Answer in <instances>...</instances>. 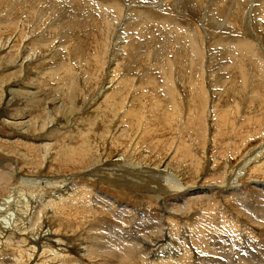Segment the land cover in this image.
Returning <instances> with one entry per match:
<instances>
[{"label": "rangeland", "instance_id": "obj_1", "mask_svg": "<svg viewBox=\"0 0 264 264\" xmlns=\"http://www.w3.org/2000/svg\"><path fill=\"white\" fill-rule=\"evenodd\" d=\"M16 35L19 37L13 42L10 54L0 50V57L7 54L0 62V74L7 76L3 78L7 81L17 77L19 87L15 91L22 90L21 85H31L41 97L33 108L29 104L32 101L18 92L4 110L5 93L0 91V115L20 116L24 119L21 121L32 125L29 129L28 125L12 127L5 124L3 116L0 118V163L19 172L11 183L20 189L21 198L24 194L37 201L48 200L46 196L55 191L46 187L60 182H64V188H70V196L79 198L82 193V199L67 206L63 214L52 206L42 211L40 206L29 207L32 217L44 216L51 230L68 237L69 247L79 249L78 263L64 264H123L124 254L109 243L107 226L155 241L160 235L159 227L172 228L167 235L168 246L172 244L176 259L182 254L188 256L185 264L198 261V264H249V261L264 264V164L256 167L264 157V68L261 61L249 58L250 42L255 54L264 58V0H0V48ZM193 38L196 49L190 43ZM241 45L248 48L242 51L244 54L240 52ZM30 52L35 55L28 62ZM20 54L26 57L20 68L22 77L8 76L14 72L9 63ZM2 66L6 68L1 69ZM109 84L120 90L113 96L114 103L118 99L128 108L134 101L144 102L143 108L137 105L135 112L144 113L139 124L141 131L146 128V144L138 142L134 153L128 147L135 132L128 136L124 123L120 126L117 121L123 116L124 108L117 109L120 115H111L99 94ZM171 101L176 102L171 118L159 119L160 111H168L174 105ZM94 114L102 116L95 127L86 118ZM65 119H70V124ZM35 124H42L44 129L36 128ZM124 130L126 139L118 136L116 144L111 146V136ZM83 139L93 144L95 156L103 158L102 164L89 167L87 156L83 157L85 160L79 158L82 153L77 147ZM102 139L106 142L101 143ZM46 144L50 145L46 149L51 153L49 162L42 156ZM150 144H157V152L150 150ZM70 146L76 147L73 152L76 156L55 162L56 151L62 148L68 152ZM176 146L180 148L179 154L174 150ZM118 155L123 156V161L114 162ZM164 164L176 169L179 166L181 171L175 175H180L192 192L202 188L207 198L214 194L220 207L211 205L207 210L206 205L191 202V212L187 214L182 209L186 198L182 199L181 193L160 195L163 197L160 200L141 185L135 186L134 181L140 183L151 176L155 179L156 175L148 171ZM108 169L118 174L127 172L126 178L131 177L129 183L123 179L122 182L110 180L108 175L113 174ZM20 178L36 180L40 185L21 187ZM220 186L224 187L214 189ZM11 192L8 187L3 191L0 187V199ZM104 195L115 201L113 210L104 206L107 202L103 201ZM89 199L95 207L87 203ZM220 213L232 217L228 218L234 227L225 225ZM193 233L196 234L192 241ZM88 237H98V243L105 247L101 249L103 253L98 254L93 246L88 248V254L84 253ZM7 248L9 254L14 246ZM155 250L152 247L151 255L148 254L147 260L152 257L150 264L154 255L161 256L160 249ZM6 257L7 264L15 260L14 256ZM141 262L136 260L133 264Z\"/></svg>", "mask_w": 264, "mask_h": 264}, {"label": "bare ground", "instance_id": "obj_2", "mask_svg": "<svg viewBox=\"0 0 264 264\" xmlns=\"http://www.w3.org/2000/svg\"><path fill=\"white\" fill-rule=\"evenodd\" d=\"M212 3V2H211ZM239 6L241 4H238ZM109 6V5H108ZM111 7V6H110ZM118 9V7L116 8V10ZM142 15V14H141ZM149 15V14H148ZM249 17V16H248ZM114 17H112L113 19ZM252 18V17H251ZM148 19V17H147ZM250 19V18H249ZM110 22V21H109ZM144 23V22H143ZM165 23V22H164ZM179 25V24H178ZM113 26V25H112ZM15 29V27H14ZM189 32V31H188ZM15 33V32H13ZM16 34V33H15ZM19 35V33H18ZM19 36L16 35L13 36L12 38H10L7 42H6V45L3 47V48H0V50L2 49V51L6 50L7 51V54H10L12 52V48H13V42L15 41L16 38H18ZM185 40V39H184ZM250 40V39H249ZM253 42H256L255 40H253ZM190 43L192 46L195 47V41H194V38L193 39H190ZM258 43V41H257ZM256 43V44H257ZM221 44V43H220ZM238 45V44H237ZM242 48L239 46V49H240V52L242 54H244L242 51L244 49H248L246 45H241ZM264 47V46H263ZM25 49V48H24ZM34 48H31V50H33ZM196 49V47H195ZM111 50V49H110ZM22 51V50H21ZM24 51V50H23ZM1 52V51H0ZM2 53V52H1ZM193 53V52H192ZM240 53V56H242V54ZM6 54V56H7ZM30 56H29V60L28 62L32 61L34 59V53H31L30 52ZM6 56L4 57H0V62L2 61V59H6ZM24 56L22 54L16 56L14 59V62H10V67L12 69H14L12 73L8 74V76H13L15 78V74H17L18 76H21L22 77V70L20 69L21 67H23L22 63L23 61H25V58H23ZM254 58L255 61H258V63L261 61L262 62V66L264 68V58L259 56V55H256L255 54V49H254V45L253 43L251 44V42L249 43V58ZM28 58V57H27ZM94 58V57H93ZM12 59V58H11ZM24 59V60H22ZM22 60V61H21ZM5 64V63H4ZM3 64V65H4ZM30 64V63H29ZM113 65V64H112ZM3 68L1 69H4L6 67L2 66ZM60 67V66H59ZM115 67V65H114ZM62 68V67H61ZM65 68V67H64ZM116 68V67H115ZM68 69V68H67ZM113 69V68H112ZM102 70V69H101ZM2 71V70H1ZM0 71V72H1ZM4 71V70H3ZM47 71V70H46ZM62 71V70H61ZM65 71V70H63ZM62 71V73H63ZM115 71V70H114ZM240 71H242V69H240ZM3 73V72H2ZM26 74V73H24ZM48 74H51V73H48ZM61 74V73H60ZM112 74V72H111ZM40 77H41V74L39 73ZM56 75V74H55ZM58 76V75H56ZM68 76V75H67ZM66 76V77H67ZM166 76V74L164 73V77ZM4 74H0V91L5 93L4 94V98L5 100H3L4 103V110H6L5 108H8L11 104H12V101H14V99H12L18 92L21 94L20 96L22 97L25 96V98H28L32 101L29 102V104H31V106L34 108L36 105V99L40 98L41 95L35 91L37 90L35 87L31 86V85H28V86H24V85H21V89H17L18 91H15L14 89L17 87H19V83L17 82L16 78L13 79V81H7V80H4ZM7 78V76L5 77ZM63 78V77H62ZM70 78V77H69ZM19 79V78H18ZM21 79V78H20ZM24 79V78H23ZM22 79V81H23ZM26 79V78H25ZM24 79V80H25ZM36 79V78H35ZM34 79V80H35ZM58 79V78H57ZM64 79V78H63ZM76 79V78H75ZM60 80V79H59ZM58 80V81H59ZM62 80V79H61ZM68 80V79H67ZM69 80H72L71 78ZM74 82V80H72ZM71 81V82H72ZM10 82H12L10 84ZM62 82V81H61ZM110 83L111 82V79L109 80ZM36 83V82H35ZM70 83V81L68 82ZM123 83V82H122ZM124 84V83H123ZM127 84V82H126ZM27 85V84H26ZM70 85V84H69ZM74 85V84H72ZM108 85V84H107ZM110 85V84H109ZM125 85V84H124ZM112 85H110L111 87ZM107 88L103 87L101 90H100V95L102 98H104L103 100L105 101H102L104 102L105 104V110H107L108 113H110L111 115H120L119 111L117 110L119 107H120V110H122L123 108V116H119V119L117 120L118 121V124L121 126V124L124 123L125 127H126V130L129 131L128 133V136L135 132L134 133V136L132 137L131 135V139H130V143H129V147L130 148V151L131 153H134L136 150L135 148L137 149V145L139 144L138 142L140 143H143V144H146L144 143L146 141V128H144L143 131L140 130V124L139 122L142 121V116H143V112H139V115L135 112V109H136V106H140L143 108V104L144 102H142L141 100H138V102L134 101L132 106H129L128 108H125L123 107L122 105H125L124 103L120 102V100L118 99H115V102L114 103V100H113V96L114 94L116 93H120V90L119 88H116L114 89V87H108L106 86ZM120 87V86H119ZM124 87V86H123ZM126 87V86H125ZM29 90H34V91H29ZM73 91V90H72ZM77 91V90H76ZM124 91V90H123ZM0 92V93H1ZM40 92V91H39ZM18 93V94H19ZM110 93V94H109ZM109 94V95H108ZM3 98V99H4ZM15 98V97H14ZM65 98V97H64ZM77 98V96H76ZM12 99V101H11ZM19 99V98H18ZM23 100V99H22ZM40 100V99H39ZM38 100V101H39ZM74 100V99H73ZM99 100V99H98ZM102 100V99H101ZM122 100V99H121ZM18 101V100H17ZM173 101V100H172ZM169 102L171 104H174L172 105L170 108H169V112L165 109V111H160L159 114L160 117L159 119L161 120H169V118H171V110L174 112L175 111V106H176V102ZM61 102V101H60ZM73 102V101H72ZM43 103V102H42ZM49 103V102H48ZM48 103H44V104H48ZM126 103V102H125ZM137 103V104H136ZM103 104V103H102ZM116 104V106H115ZM16 106V105H15ZM39 106V105H38ZM56 106V105H55ZM76 106V105H75ZM78 106V105H77ZM101 106V105H100ZM127 106V104H126ZM152 106V104H151ZM155 106H157L155 104ZM27 107V106H26ZM95 107V106H94ZM93 107V108H94ZM98 107V105H97ZM154 107V106H152ZM180 107V105H179ZM178 107V109H179ZM56 108V107H54ZM74 108V107H73ZM157 108H161L160 106L157 107ZM181 108V107H180ZM18 109V108H17ZM75 109V108H74ZM78 109V108H77ZM81 109V107L79 108ZM100 109V108H99ZM36 110V109H35ZM38 110V109H37ZM104 110V111H105ZM14 111V109H13ZM48 111V110H47ZM68 111V110H67ZM76 111V110H75ZM82 111V110H80ZM93 111V109L91 110ZM148 111V110H147ZM179 111V110H178ZM66 112V111H65ZM71 112V111H70ZM78 112V111H76ZM94 112V111H93ZM100 112V111H99ZM4 113V112H3ZM19 113V112H18ZM24 113V112H23ZM21 114V113H19ZM34 114V113H33ZM87 114V113H86ZM90 114H93V113H90ZM182 114V113H181ZM43 115V114H42ZM51 114L49 113L48 117L50 116ZM78 115V114H77ZM147 115V114H145ZM4 117L2 119H5L4 121H6L5 124L7 125H10L12 127H21L23 126L24 128L28 125L27 129H29L32 125H29L28 124V121H21V120H24L23 118H20L17 117H10V116H7V115H0V118L1 117ZM87 116V115H86ZM85 116V117H86ZM106 116V115H105ZM28 117V116H27ZM25 117V118H27ZM47 117V116H46ZM56 117V116H55ZM101 115H90V116H87V124L91 125L93 124V127H95V124L101 119ZM144 117V116H143ZM104 118V117H103ZM115 118V117H114ZM182 118V117H181ZM74 119V118H73ZM17 120V121H15ZM38 120V119H37ZM45 120V119H44ZM70 119H65V123L67 124H70L68 123ZM104 119H102L101 121H103ZM115 120V119H114ZM173 120V119H172ZM33 122V121H32ZM49 122V121H48ZM77 122V121H76ZM75 122V123H76ZM79 122V121H78ZM104 122V121H103ZM49 123H52L51 121ZM56 123V122H55ZM74 123V124H75ZM102 123V122H101ZM77 124V123H76ZM103 124V123H102ZM117 124V125H118ZM105 125V124H104ZM116 125V124H115ZM116 125V126H117ZM5 126V125H4ZM36 126V124H35ZM40 126V127H39ZM55 126V125H54ZM69 126V125H68ZM119 126V127H120ZM42 124L41 125H38L36 126V128H40L41 130L44 129L42 128ZM72 127V125L70 126ZM91 126V128H93ZM106 127V126H105ZM115 127V126H114ZM108 128V127H107ZM118 128V127H117ZM123 128V127H122ZM49 129V128H48ZM61 129V128H60ZM74 129V128H72ZM89 129V128H87ZM94 129V128H93ZM96 129V128H95ZM113 129V128H112ZM76 130V129H75ZM118 130V129H117ZM120 130V129H119ZM17 131V130H16ZM21 131V130H20ZM78 131V130H77ZM83 131V130H82ZM115 131V130H113ZM131 131V132H130ZM65 132V131H64ZM80 132V131H79ZM45 133V132H44ZM61 133H62V130H61ZM125 133L126 131L124 130L123 133L120 132L119 135H117V133L115 132L113 134V136H111V146L113 144H116V142L118 141V136L122 138V140H125ZM68 135V133H66ZM76 134V133H75ZM78 134V133H77ZM102 134V133H101ZM156 134V133H155ZM86 135V134H85ZM87 135H88V132H87ZM108 135V133H107ZM117 135V136H116ZM83 136V135H82ZM106 136V135H105ZM116 136V137H115ZM76 137V136H75ZM21 138V137H20ZM79 138V137H78ZM84 138V137H83ZM88 138V137H87ZM94 138V137H92ZM107 138V137H106ZM24 139V138H23ZM90 139V138H89ZM88 139V140H89ZM95 139V138H94ZM108 139V138H107ZM46 140V139H45ZM67 140V138L65 139ZM70 140V139H69ZM87 139H83V143L79 144L77 148H79V153H82L81 155H79L80 157L79 158H83V157H86L87 156V161H88V165L89 167H94L96 165H100L102 164V157H96L95 156V148L93 147V144L90 143ZM19 141V140H18ZM21 141V140H20ZM91 141V140H90ZM36 142V141H35ZM60 142V141H59ZM62 142V141H61ZM87 142V143H86ZM95 142V141H94ZM101 143H105L106 140L105 139H102L100 141ZM160 143V142H159ZM59 145V144H58ZM151 145V151L154 150V152H157L155 150V146L157 145ZM62 146V145H61ZM60 146V147H61ZM40 147V146H39ZM44 147H46L44 149ZM50 148V145L49 144H46L43 146V159H46L49 158V151L46 149L47 148ZM115 147V146H114ZM149 147V146H147ZM172 147V146H171ZM179 147V146H178ZM178 147L176 146V148L174 149L175 152L177 154H179L180 152V148L178 149ZM27 148V147H26ZM104 148V147H103ZM128 148H126L128 150ZM143 148V147H142ZM42 149V148H41ZM54 150V148H52ZM59 149V147H58ZM177 149V150H176ZM76 150V147L74 146H70V149H68V152H66L64 149H60V150H57L56 153L54 154V156H56V159H55V162H58L61 158H63L64 161H69L71 160L74 156V151ZM256 150V149H255ZM264 150V149H262ZM39 151V150H38ZM126 151V150H125ZM139 151V149L137 150V152ZM259 151V150H258ZM257 151V152H258ZM101 152V151H100ZM136 152V153H137ZM146 153V152H145ZM153 153V152H152ZM175 153V154H176ZM251 153V152H250ZM104 154V153H103ZM181 154V153H180ZM53 156V157H54ZM119 156V155H118ZM141 156V155H140ZM59 157V158H58ZM134 157V156H133ZM27 158V157H26ZM264 158V157H263ZM261 158V160H259V164L257 167L261 166L262 164H264V159ZM84 159V158H83ZM246 159V158H245ZM253 159V158H252ZM263 159V160H262ZM51 160H53V158H51ZM85 160V159H84ZM171 160V159H170ZM180 160V159H179ZM28 161V160H27ZM41 161V160H40ZM118 161H123V156L120 155L118 158H116L114 160V162H118ZM177 161V160H176ZM254 161V160H253ZM42 162V161H41ZM47 162H49V160H47ZM251 162V161H250ZM8 163V162H7ZM165 163V162H164ZM243 163V162H242ZM249 163V162H248ZM6 163L2 162L0 163V187L2 189V191L4 189H6L7 187L9 188L10 191H12L8 196H4L3 198L0 199V264H7L8 261L6 260L7 257L6 256H14L15 257V260H13L12 264H64L66 262H77L78 261L76 259H78L79 257L76 255V253L78 252L79 253V249L77 250L75 247H69L68 244H69V239L68 237H61L58 235V233H56L55 231L51 230L50 227H48L45 223V220H44V216L42 215H39L37 216L36 218L35 217H32V212L31 210L29 209L30 206H34L33 208L35 209L37 206H40V211L43 210V208L45 207H49L52 206L55 207V209H57V211L60 212L63 214L67 208V206H72L73 204H77L78 201L80 199H82V193L80 192V196L79 198H76V197H72L70 196L71 194H69V189L70 188H64L63 185H64V182H60L58 185H52V186H49L46 187L47 189H51L53 188L55 193L51 196H46V197H49L48 200L46 199H43V198H39L38 201L36 199H33L31 198V196H25L24 194H22V198H21V195L20 193H18L20 191V189H18L17 187H15L12 183H11V180L14 179L16 177V174H19V172L16 170L15 168V171L12 170L11 166L10 165H5ZM48 164V163H47ZM120 164V163H119ZM169 164V163H168ZM257 164V163H256ZM50 165V164H48ZM53 165V164H51ZM92 165V166H91ZM122 165V164H120ZM245 165V164H244ZM243 166V165H242ZM264 166V165H262ZM125 167V166H124ZM196 167H199V165L197 164ZM254 167V168H256ZM156 169H154L155 171H148L150 172L153 176L156 175V178L153 179L152 176L150 177V179L148 178L147 180L143 181V182H134L135 186H138V185H141L142 187H144L145 191L148 192L149 194H152L153 196H155L157 199H160V198H163V197H160V195L164 196V195H169V194H178V193H181V196H182V199H185V204L183 206V211L187 214H189L191 211V206H189L191 204V202H197L195 204H198V203H202L205 206V208H207V210L210 208L211 205H216V208L219 206L220 207V204H219V200L217 199V197L214 195V194H209V197L207 198L205 192L203 191L202 188H199L198 190H194L193 189V192L191 191V188H188L184 182H182V179H181V176L180 175H175L177 173L179 169V166L177 167V169L174 167V168H171L169 167L168 165L164 164V165H161L160 166H157L155 167ZM133 169H137V168H133ZM242 169V168H241ZM126 170H129V169H126ZM108 171H112V176L108 175L110 180H117L119 179V181H121L122 179L123 180H126L128 181L130 178H126L127 177V172H124V171H121L122 174H118L116 173L117 171H115L114 169L112 170H109ZM181 171V170H180ZM259 171V170H258ZM21 172V171H20ZM136 172V171H135ZM138 172V171H137ZM261 172V171H259ZM147 173V172H146ZM130 174V173H129ZM225 174V173H224ZM105 175V174H104ZM131 175V174H130ZM149 175V174H148ZM232 175V174H231ZM107 176V177H108ZM229 176V175H228ZM233 176V175H232ZM112 177V178H111ZM145 178V177H144ZM230 178V177H229ZM33 179V178H31ZM74 179V178H73ZM121 179V180H120ZM138 179V178H137ZM153 179V180H152ZM233 179V177H232ZM140 180V179H139ZM130 181V180H129ZM128 181V183H129ZM138 181V180H137ZM233 181V180H232ZM231 181V182H232ZM122 182V181H121ZM230 182V181H229ZM144 183V184H143ZM227 183V182H225ZM235 183V182H234ZM236 184V183H235ZM22 185H27L26 187H28V185L30 186H38L40 185L36 180H30V179H26V178H20V186L23 187ZM75 185V184H74ZM18 185V187H20ZM229 186V185H228ZM233 186V185H232ZM239 186V185H238ZM140 187V186H139ZM224 186H220V187H214V189H219V188H223ZM230 187V186H229ZM237 187V186H236ZM261 187V186H260ZM30 188V187H29ZM38 188V187H37ZM79 188V187H77ZM24 189V188H23ZM45 189V187L43 188ZM234 189V188H233ZM258 191H259V188H257ZM261 189V188H260ZM263 189V188H262ZM38 190V189H37ZM36 190V191H37ZM46 190V189H45ZM31 191V190H30ZM53 191V190H51ZM264 191V190H263ZM198 193H201L200 195H204L203 196H200L198 195ZM27 194V192H26ZM29 194V193H28ZM27 194V195H28ZM44 194V193H43ZM56 194V196H55ZM99 194V193H98ZM208 194V193H207ZM240 194V193H239ZM238 194V195H239ZM264 194V193H263ZM16 196L15 198H12L11 199V196ZM36 195V194H34ZM46 195V194H45ZM74 195V194H72ZM243 195V194H241ZM37 196V195H36ZM35 196V197H36ZM44 196V195H43ZM159 196V197H157ZM180 196V197H181ZM264 196V195H263ZM45 197V196H44ZM188 197V198H187ZM95 198V197H94ZM104 200L103 201H107L104 206L108 207L109 209H114L115 206H116V203L113 199H111L110 197L108 196H103ZM191 198V199H190ZM237 198V197H236ZM241 198V197H240ZM263 198V197H262ZM181 199V201H182ZM161 200V199H160ZM179 200V199H178ZM177 200V201H178ZM238 200V199H237ZM171 201V200H170ZM175 201V202H177ZM180 201V202H181ZM221 201V200H220ZM163 202V201H162ZM161 202V203H162ZM165 202V201H164ZM169 202V201H168ZM239 202V201H238ZM87 203L91 206V207H95V204H93L92 201H89L87 200ZM92 204V205H91ZM201 204V205H202ZM87 205V206H89ZM182 205V203H181ZM89 206V207H90ZM245 206H248V205H245ZM204 207V206H203ZM249 207V206H248ZM256 207V206H255ZM260 207V206H259ZM88 208V207H87ZM261 208V207H260ZM89 209V208H88ZM96 209V208H95ZM202 209V208H201ZM249 209V208H248ZM97 210V209H96ZM216 210V209H215ZM218 210V209H217ZM251 210V209H250ZM262 210V209H261ZM33 211V210H32ZM90 210H88L89 212ZM31 212V213H30ZM34 212V211H33ZM38 212V211H37ZM36 212V213H37ZM252 212V211H251ZM127 213V212H126ZM204 213V212H203ZM255 213V212H254ZM35 214V213H34ZM251 214V213H250ZM253 214V213H252ZM259 214V213H258ZM66 215V214H65ZM71 215V214H70ZM89 215V214H88ZM94 215V214H93ZM134 215V213L132 214ZM261 215V213H260ZM208 216V215H207ZM250 216V215H249ZM258 216V215H257ZM263 218H264V214L262 215ZM75 217V216H74ZM134 217V216H133ZM132 217V218H133ZM203 217V216H202ZM205 217V216H204ZM232 218L230 216H227V214H222L220 213V219H225L226 221H224L225 225L229 226L231 225V227H234L233 226V222L232 220L229 221V218ZM236 217V216H235ZM261 217V216H259ZM61 218V217H60ZM201 218V216H200ZM219 218V217H218ZM34 219H37L35 220L34 222ZM131 219V218H130ZM199 219V218H198ZM212 219V218H210ZM259 219V218H258ZM133 220V219H132ZM135 220V218H134ZM133 220V221H134ZM202 220V218H201ZM207 220V219H206ZM256 220V219H255ZM163 221V220H162ZM203 221V220H202ZM205 221V220H204ZM203 221V223H204ZM260 221V219H259ZM263 221V220H262ZM34 222V223H33ZM137 222V221H136ZM144 222V221H142ZM201 222V221H200ZM105 223V222H104ZM160 223H161V220H160ZM197 223V222H196ZM215 223V222H214ZM255 223V222H254ZM258 223V221H257ZM129 223L127 222L126 226H129L128 225ZM174 224V222H173ZM201 224V223H199ZM253 224V223H252ZM259 224V223H258ZM125 225V224H124ZM162 225V224H161ZM192 226V224H190ZM255 225V224H254ZM97 226V225H96ZM102 226V225H101ZM105 226V225H104ZM188 226V225H187ZM190 226V228H191ZM195 226V225H194ZM204 226V225H201V227ZM209 226V225H208ZM207 226V227H208ZM215 226V225H213ZM100 227V226H98ZM108 227V230H109V243L113 245V247H118L124 254V257L122 258L123 261L122 263L123 264H133L135 263L136 260H140L142 261L141 263L143 264H150V260L152 259V257H150V260H147L149 257H148V254L151 253V248L152 247H155L156 250L155 252H158L157 250L160 249V251L158 253H160L161 256L158 255H152L154 257V259L152 260L151 263H155V264H185V260L189 259L188 256L186 255L183 256L182 254V258L178 257L179 259H176L177 256L174 257V254H175V251H174V248L172 247V244L169 243V246H168V238H167V235H169L170 233L169 232H172L171 229L168 228H161L159 227V238H158V241L156 239L155 240H152L150 239L148 236L146 237V239H143V237L141 235L139 236H136V233L135 234H132V236L127 232V231H117L115 228H109ZM123 227V226H122ZM158 227V226H157ZM196 227V226H195ZM200 227V228H201ZM212 227V226H211ZM216 227V226H215ZM263 227V226H262ZM187 228V227H186ZM229 228V227H228ZM260 228V227H259ZM28 229H30V233H28ZM96 228H94L95 230ZM118 229V228H117ZM189 229V228H188ZM195 229V228H194ZM231 229V228H230ZM119 230V229H118ZM191 230V229H190ZM200 230V229H199ZM199 230L195 231V232H199ZM96 231V230H95ZM105 231V230H104ZM192 231V230H191ZM190 231V232H191ZM216 231V229H215ZM90 232V231H89ZM201 232V231H200ZM230 232V231H229ZM239 234H244V230L243 232L241 233L240 231H237ZM138 233H142V232H138ZM145 233V232H144ZM168 233V234H167ZM232 233V232H231ZM234 233V232H233ZM232 233V235H233ZM92 234V232H91ZM102 234V232H101ZM143 234V233H142ZM194 234V233H193ZM191 235L190 236H193L192 238L190 237V240L192 239L193 241V238L195 236L194 235ZM199 234V233H198ZM197 234V235H198ZM201 234V233H200ZM246 234V233H245ZM202 235V234H201ZM210 235V234H209ZM182 236V235H181ZM184 238L188 239L187 236H185L183 234ZM182 236V237H183ZM200 236V235H199ZM204 236V235H203ZM208 236V235H207ZM234 236L235 233H234ZM248 236V235H247ZM99 237V236H98ZM96 237V238H98ZM210 237V236H209ZM237 237V236H236ZM249 237V236H248ZM96 238L94 237H88L87 240H86V243L84 245L85 247V250H84V253L85 254H88V248L90 247H94V251H96L98 254L99 253H103V251L101 250L103 247V245L99 244L98 243V240H96ZM199 238V237H198ZM203 238V237H202ZM222 238V237H221ZM238 238V237H237ZM101 239V238H100ZM210 239V238H209ZM233 239V238H232ZM234 239H236L234 237ZM107 240V239H106ZM183 240V239H182ZM206 240V239H205ZM204 240V241H205ZM241 240V239H240ZM249 240V239H248ZM168 241V242H167ZM185 241V240H184ZM67 242V243H66ZM102 242V241H101ZM144 242V244H140ZM164 242V243H163ZM167 242V243H166ZM236 242V241H235ZM104 243H108V242H104ZM148 245H147V244ZM154 243V245L152 246V244ZM160 243V244H159ZM172 243V242H171ZM240 243V242H239ZM145 245V248L142 249V247ZM262 245V244H261ZM8 247H11V246H14V249H13V252L12 253H9L10 249L7 248ZM28 246V247H27ZM71 246V245H70ZM148 246H152L151 248H149ZM167 246L169 247L168 251L167 250ZM233 246V245H232ZM242 246V245H241ZM92 247V248H93ZM205 247V246H203ZM4 248H7L8 250L5 251ZM105 248V247H104ZM103 248V249H104ZM117 248V249H118ZM207 248V246L205 247ZM114 249V248H113ZM118 249V250H119ZM163 250V251H162ZM210 250V249H209ZM208 250V251H209ZM216 250V249H215ZM9 251L7 254L6 252ZM139 251L140 252V255H142V257H139ZM261 251V250H260ZM153 252V253H155ZM188 252V251H187ZM182 253V252H180ZM186 253V252H185ZM261 253V252H260ZM122 254V253H121ZM120 254V256H122ZM233 254H234V250H233ZM151 255V254H150ZM149 255V256H150ZM173 255V256H172ZM179 255V254H177ZM218 255V254H217ZM224 255V253H223ZM232 256V255H231ZM237 256H240V255H237ZM6 257V259H5ZM139 257V258H138ZM189 257H192V256H189ZM257 257V256H256ZM259 257V256H258ZM261 257V256H260ZM264 258V255L262 256ZM254 256L251 258L253 259ZM25 259V260H24ZM121 259V260H122ZM230 259V258H229ZM235 260V259H234ZM249 260V259H248ZM254 260V259H253ZM261 260V259H259ZM81 261V260H80ZM190 261V260H189ZM196 261V260H195ZM203 261V260H202ZM236 261V260H235ZM244 261V260H243ZM252 261V260H251ZM59 262V263H57ZM194 262V261H193ZM192 262V263H193ZM200 261H198L197 263L194 262V264H198ZM256 262V261H255ZM258 262V261H257ZM188 263V262H187ZM247 263V262H246ZM253 263V262H252ZM261 263V262H260ZM201 264V263H200ZM249 264H250V261H249Z\"/></svg>", "mask_w": 264, "mask_h": 264}]
</instances>
